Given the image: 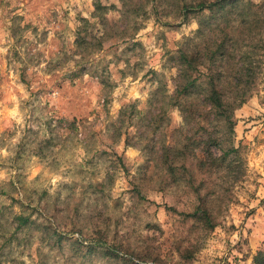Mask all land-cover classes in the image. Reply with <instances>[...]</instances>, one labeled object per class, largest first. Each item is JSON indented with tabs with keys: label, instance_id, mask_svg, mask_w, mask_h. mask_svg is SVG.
Here are the masks:
<instances>
[{
	"label": "rangeland",
	"instance_id": "374dc122",
	"mask_svg": "<svg viewBox=\"0 0 264 264\" xmlns=\"http://www.w3.org/2000/svg\"><path fill=\"white\" fill-rule=\"evenodd\" d=\"M98 1L103 24L95 0H0V264H253L264 245V36L243 48L262 63L230 134L202 119V97L186 100V119L167 98L171 57L199 43L200 15L181 9L213 0ZM80 27L104 36L101 49H77ZM22 211L38 232L14 231Z\"/></svg>",
	"mask_w": 264,
	"mask_h": 264
},
{
	"label": "trees",
	"instance_id": "16d2710c",
	"mask_svg": "<svg viewBox=\"0 0 264 264\" xmlns=\"http://www.w3.org/2000/svg\"><path fill=\"white\" fill-rule=\"evenodd\" d=\"M118 1L123 4L126 2V0ZM188 6L192 9H188ZM105 10L107 7L95 0L93 18L98 19L101 24L106 20L104 18ZM181 10L184 13V18L186 14L190 13L200 15L195 31L199 43L189 49L179 47L175 51V55L171 57L177 65V76L174 79L173 93L167 96L169 104L176 106L183 118L186 119L193 113L190 105L185 103L186 100L197 96L202 97L205 105V112L201 113L202 119L212 118V121L221 122L228 133L233 134L234 112L250 97L251 86L255 82V66H260L262 63L261 58L257 61L254 60L252 55L243 48L248 46V42L254 40L255 37L261 40V37L264 36V0L260 3L244 0L197 1L189 5L184 4ZM82 22L88 23L86 19H82ZM103 39V35L99 37L91 34L84 37L80 27L76 33L75 45L77 49L84 46L85 49H88L90 48L89 41H95V47L99 50L102 47ZM92 53L93 51H89V54ZM84 61L81 59L77 63L75 69L71 71V77H75L76 74L84 70ZM179 100L184 101L181 103ZM125 114L126 109H122L118 119L111 123L115 136H119L120 128L117 127V124ZM75 123L76 121L73 120L71 127L73 132L77 131ZM126 140L125 144L129 146ZM228 151L223 155H227ZM230 152H236V149L231 148ZM20 208L30 212L35 209L24 203H20ZM25 211L12 216L11 222L16 224L14 231L34 230L38 232L39 224L31 218V213ZM193 216L208 228H213L211 217L207 211L198 209L193 213ZM58 237V240L62 238ZM253 264H264V245L254 255Z\"/></svg>",
	"mask_w": 264,
	"mask_h": 264
}]
</instances>
